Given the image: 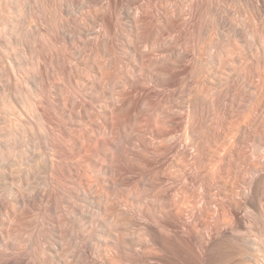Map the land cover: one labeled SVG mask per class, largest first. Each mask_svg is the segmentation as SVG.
<instances>
[{
	"label": "bare ground",
	"instance_id": "6f19581e",
	"mask_svg": "<svg viewBox=\"0 0 264 264\" xmlns=\"http://www.w3.org/2000/svg\"><path fill=\"white\" fill-rule=\"evenodd\" d=\"M0 264H264V0H0Z\"/></svg>",
	"mask_w": 264,
	"mask_h": 264
}]
</instances>
